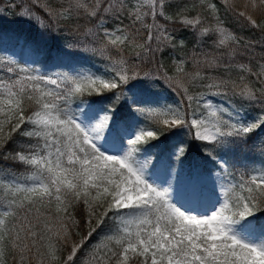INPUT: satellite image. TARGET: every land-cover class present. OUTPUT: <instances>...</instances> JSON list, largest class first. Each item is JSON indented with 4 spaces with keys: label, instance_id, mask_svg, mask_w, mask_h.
Listing matches in <instances>:
<instances>
[{
    "label": "snow or ice",
    "instance_id": "snow-or-ice-1",
    "mask_svg": "<svg viewBox=\"0 0 264 264\" xmlns=\"http://www.w3.org/2000/svg\"><path fill=\"white\" fill-rule=\"evenodd\" d=\"M32 2L41 5V0ZM223 3L226 10L264 36V0ZM200 5L216 21L213 27H203L200 35L215 34V47L226 49L230 62H223V53L194 54L193 72H186L181 61L177 75L164 73L163 79L181 97L175 108L154 109L153 102L134 92L130 97L115 95L117 103L127 104L131 110L135 106L133 114L147 113L155 125L138 127L130 134L118 132L116 152L105 145L117 128L118 109L101 105L89 114V104L77 114L73 104L85 94L100 96L104 90L123 86L131 91L134 82L149 79L147 73L140 79L127 56L143 60L165 47L176 46L157 19H172L165 14V0H136L135 4L131 0H68L66 7L43 6L47 24L29 8L20 13L45 29L73 16L91 21L94 29H87L84 35L99 41L100 48L90 50L106 56L118 81L90 73L45 75L15 59H0V158L25 167V174L5 173L0 177V264H76L78 253L109 222L113 225L111 234L93 246L82 264H264V223L259 229L256 225L264 215V166L241 174L238 180L228 179L227 162L217 151L238 141L247 143L255 132L264 129V115L245 123L235 118L239 113L229 106L209 98L223 97L233 103L231 98L239 97L259 103L264 112V64L259 72L235 64L236 57L245 52L254 56L253 44L264 47V39L244 41L223 27L216 3L200 0ZM149 17L151 23L147 22ZM109 19L118 21L113 30L106 26ZM124 19L130 22L124 24ZM182 22L199 25L201 17ZM111 49L119 53V59L110 55ZM233 64L241 72L256 76L261 87L253 91L243 75L237 83L201 71L202 67H223L227 72ZM190 87L204 91L193 94ZM185 127L192 140L203 145L204 159L225 173H216L212 181L215 201L204 212L187 208L184 202L197 205L193 201L202 197L212 169L193 168L194 178L187 182L188 197L177 198L172 181L181 182L180 172L171 164L165 166L171 179L162 186L151 177L150 169L156 166L151 157L141 155L142 144L158 140L165 131ZM16 137L25 142L14 152H6ZM190 150L191 144L181 140L172 145L171 155L183 165ZM81 206L82 220L77 219ZM82 230L86 231L82 234ZM257 230L259 242L252 238ZM65 249L67 254L62 255Z\"/></svg>",
    "mask_w": 264,
    "mask_h": 264
},
{
    "label": "trees",
    "instance_id": "trees-1",
    "mask_svg": "<svg viewBox=\"0 0 264 264\" xmlns=\"http://www.w3.org/2000/svg\"><path fill=\"white\" fill-rule=\"evenodd\" d=\"M206 2L216 3L219 9L217 15L223 21V27L237 37H242L244 41L253 42L264 39V36L258 30L246 26L242 19H238L231 11L226 10L223 0H206ZM235 2L240 3L242 0H235ZM67 3L68 0H41V5L36 6L32 0H0V41L6 40L11 47L20 46L22 49L27 48L31 54L33 53L38 57L34 66L40 70L41 74L45 75L59 72L71 73L74 70H85V68L99 71L103 68H112L110 61L105 55H102L99 51L90 50L100 48L99 41H93L90 37L84 35L87 29H94V24L91 21L82 16H73L70 21L52 23L50 28L45 29L36 20L25 22L23 16L20 15L24 8H29L47 24L49 21L43 12V6L51 5L55 8L63 4L66 7ZM165 14L172 17V19L165 20L162 17L157 19L166 26L168 32L173 36L176 46L165 47L162 52L156 53L154 57L148 56L143 60H137L132 55L127 56L129 63L136 66L135 70L140 73L141 80L144 78L145 73L149 74V79L146 81L149 85L146 82H134L135 87L131 91H129L127 86H123L100 96L95 94L84 95L81 99L76 98L73 104V111L79 114L80 108L77 109L76 105H81V101L91 104L93 109L101 105L114 107L118 109L116 111L117 126L120 129L132 132L138 127L141 128L146 123L145 119L140 113L133 114L135 106L131 110L127 104L121 106L120 103H117L113 99L115 95L122 94L123 97H130L134 92L137 97L145 101L164 98L168 101L179 102L181 100L180 95L174 92L168 86L167 81L163 79L164 73L170 76L177 75L176 63L179 64L183 61L185 71L191 73L195 70L192 61L194 54L220 56L223 53V62H230L227 50L215 47V34L205 37L200 35V30L203 27H213L216 24L215 19L200 5V0H165ZM197 15L201 17L199 25L189 26L182 22L185 18L194 19ZM108 21L106 26L110 29L111 25ZM147 22L151 23L152 21L149 20ZM181 41L183 44H181ZM251 51L255 53L254 56L245 52L236 57L235 64H245L252 68L254 72H259L260 65L264 64V47L254 43ZM110 55L114 59H119V53L115 49L110 50ZM235 64L227 72H225L223 67L215 69L202 67L201 71L205 75L231 78L237 83H240L239 77L243 75L245 77L244 82L248 83L253 91L261 87L256 76L241 72ZM190 91L195 94L196 92L204 91V89L190 87ZM209 98L215 103L217 100H222L232 104L237 111L245 114L248 119L252 118L253 115H264L259 103L245 102L239 97H232L231 101L233 103L223 97ZM148 128L153 127L148 125ZM181 140L191 144V150L183 165L193 168L199 166L201 170L212 169L213 174L220 173L221 176L225 175L211 161L204 159L202 154L204 151L203 145L199 141H193L191 132L185 128L173 129L172 132L165 131L158 140H150L147 144H142L141 147L144 148V152L141 155L151 157L154 163L171 162L174 167L183 166L171 155L172 145ZM23 142H25L24 138L16 137V142L6 146L5 151L12 153L17 148V145ZM229 147L232 150H228ZM217 151L227 162L228 171L231 174L228 179L238 180L241 174H248L253 169H259L264 166V129L255 132L247 143L238 141L237 144L226 146L224 149H218ZM157 157L158 159L156 160ZM5 173L14 175L25 174V167L12 160L0 158V177H5ZM204 174L207 175L206 172ZM83 215L81 206L78 208L77 219L82 220ZM261 223H264V215H260L256 221L257 229H259ZM112 230V222L98 229L88 242V245L78 253L76 264H82L93 246L103 239L105 235L111 234ZM84 231L86 230H82V234ZM254 238L256 242L261 239L258 230L254 233ZM73 239L78 240L79 237L73 236ZM66 254L67 249L64 250L62 255ZM57 264H60V262L57 261Z\"/></svg>",
    "mask_w": 264,
    "mask_h": 264
},
{
    "label": "rangeland",
    "instance_id": "rangeland-1",
    "mask_svg": "<svg viewBox=\"0 0 264 264\" xmlns=\"http://www.w3.org/2000/svg\"><path fill=\"white\" fill-rule=\"evenodd\" d=\"M136 0H131L132 4H135ZM145 10H147V7H145ZM1 12V10H0ZM23 19L25 20V22H30L33 20H29L27 17L23 16ZM151 20V18H147V21ZM111 28L109 30H113L115 28V26L118 24V21H115L113 19H109ZM124 24H128L130 21L128 19H124ZM149 23V22H148ZM15 59L16 61H18L22 66H26L32 69L37 70L38 72H40V70L38 68H36L34 66L35 61L38 59V57L36 55H34L33 53L31 54V52L26 48V49H22L20 46L17 47H11L10 43L7 42L6 40H1L0 41V59ZM176 65H178V63H176ZM0 67H2V65H0ZM79 73H90L93 76H99L103 79H107V80H112L113 78H115L116 80H118V77H115V74L112 72V68L109 67L108 69H101L100 71L97 69H86L85 70H74L69 74L75 75V74H79ZM52 75V74H51ZM264 79V77H263ZM110 92L109 90H104L103 94ZM112 92V90H111ZM87 96V94H85ZM79 99H81V97H77ZM149 102H153V104L151 105L152 108L157 109V110H164L167 107H172L175 108L177 106V104L179 103L178 101H168L166 99H156V100H149ZM217 104H225L226 106H229L231 109L234 110V113H239V115L237 117H235L236 119H240L243 122L247 123V122H251L256 120L258 116L253 115L252 118L248 119L246 117L245 114L241 113L240 111H237L236 108L233 107L232 104H228L226 101H222V100H217L216 101ZM88 103H83L81 104V107L79 109L80 111H83L84 109L88 108ZM181 110H185V106L183 104L180 105ZM94 110L93 108L89 109V114L91 113V111ZM188 113V119L190 120L192 118V113L191 110L188 109L187 110ZM141 116H143V118L145 119V124L143 126H141V128H148V125L151 127H154L155 125L153 124V120L152 118H150L147 113H140ZM166 118V117H164ZM162 119V118H161ZM185 129H187L185 127ZM118 130V131H117ZM119 132L121 135L123 134H130L131 132L126 131L124 129H120V127L117 126V128H113L112 132L109 134V143L105 145L106 148H108L110 151L112 152H116L119 150V142L116 140L117 139V132ZM168 164H171V167L176 169L178 172H180V176H181V182L179 184H176V182L173 180V188H176V194L178 195L179 192H182L185 194L186 198L188 197L189 193L187 191V182L191 179L194 178V173H193V168L189 167V166H173V163H155V168L154 169H150V174L151 177L154 181H156L157 183H160L162 186H167L166 183H164L166 180L171 179L170 177L166 176V173L164 171V167L167 166ZM216 180V173L212 174L211 177H209L206 181V184H204L203 187V195L200 199H198L197 201H193V203L197 204V205H193L191 203H188L187 201L184 202L185 207L187 208H191L195 211H200V212H204L207 211L211 208L212 203L215 201V196L213 195V190H212V181ZM217 183H219V181H216ZM217 207H219V205H217ZM210 214V212H209ZM254 240V235L252 237Z\"/></svg>",
    "mask_w": 264,
    "mask_h": 264
},
{
    "label": "bare ground",
    "instance_id": "bare-ground-1",
    "mask_svg": "<svg viewBox=\"0 0 264 264\" xmlns=\"http://www.w3.org/2000/svg\"><path fill=\"white\" fill-rule=\"evenodd\" d=\"M182 195H183V196H185V194H184V193H182V192H179V193H178V195H177V198H180ZM185 197H186V196H185Z\"/></svg>",
    "mask_w": 264,
    "mask_h": 264
}]
</instances>
